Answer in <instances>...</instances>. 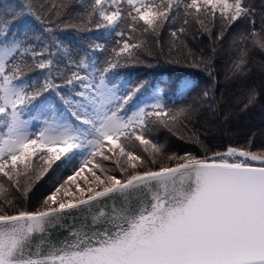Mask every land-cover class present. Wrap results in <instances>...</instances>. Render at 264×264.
Returning a JSON list of instances; mask_svg holds the SVG:
<instances>
[{
  "label": "snow or ice",
  "instance_id": "obj_1",
  "mask_svg": "<svg viewBox=\"0 0 264 264\" xmlns=\"http://www.w3.org/2000/svg\"><path fill=\"white\" fill-rule=\"evenodd\" d=\"M73 3L79 8L75 23L62 19L63 0H50L47 7L15 0L0 12V264H264V149L229 147L210 160L168 154L166 145L150 138L152 128L188 119L198 101L169 107L156 87L151 102L131 107L147 82L110 75L141 62L146 46L134 33L159 36L165 24L180 20L173 38L189 24L211 37L219 22L217 41L247 22L250 30L233 41L238 49L232 70L243 74L247 45L264 52V4L257 29L253 0ZM62 28L102 29L116 39L111 49L90 40L81 55L56 35ZM197 87L180 81L176 95L183 98ZM213 88H205L200 100L209 99ZM258 95L250 88L244 107ZM137 143L143 154L132 150ZM62 158L72 174L34 210L13 211L4 178L27 199L31 186L21 187L18 178L39 161V179ZM164 159L168 166L160 163ZM109 160L119 178L104 167ZM89 166L101 175L91 171L93 186L81 188L77 178ZM72 185L86 195L75 197ZM78 218L79 227L63 224ZM57 226L68 235L54 241Z\"/></svg>",
  "mask_w": 264,
  "mask_h": 264
},
{
  "label": "trees",
  "instance_id": "obj_2",
  "mask_svg": "<svg viewBox=\"0 0 264 264\" xmlns=\"http://www.w3.org/2000/svg\"><path fill=\"white\" fill-rule=\"evenodd\" d=\"M63 2L67 4V8L64 10L62 19L75 23V17L79 11L78 5L73 3V0H63ZM253 2L258 13L255 17V27L260 29L259 12L264 0H253ZM10 3H15V0H0V12ZM37 3H44L47 7L50 0H37ZM181 25L182 20L174 24H165L159 36L151 33H134L146 46L139 53L141 62L118 67L110 75L113 78L118 76L136 82L146 81L147 88L142 92L147 93L151 92L157 83H163L168 91L176 90L179 82L183 80L198 84V87L189 95L195 96V91L199 90L196 109L202 106L199 109L200 112L195 111V116L190 118V124L184 123L181 126L182 130L178 129L176 133L170 131V135L167 136V139L180 152L184 151L198 159H210L213 153L224 152L222 150L227 146L253 152L260 151L256 149H264V70H262L264 69V52L253 48L249 43L247 45L249 49L248 68L245 73L238 74L232 70L238 49V45L233 42L234 37L246 28L250 30V25L247 22H238L227 31L225 38L221 41L216 40L219 22H217V27L212 29L211 37L207 32L200 30L198 25L189 24L186 33L173 38L171 32ZM56 35L69 44L74 52L81 55L87 50L90 40L107 42V47L111 49L113 40L116 39L107 35L102 29L78 32L73 28H62L57 30ZM201 58L208 63H201ZM209 70L212 76L208 75ZM33 75L36 74L29 73L30 77ZM212 85L214 88L210 98L200 100L202 91ZM250 88H256L259 95L254 103L245 108ZM189 99L188 95L179 98L177 95L165 94L169 107H184ZM173 100L176 101L175 104L172 103ZM211 118H214L213 121ZM160 163L168 166L169 162ZM5 196L15 200L13 211L17 207L34 210L39 206L31 200L25 203L26 199L20 192L17 196L10 197L7 194Z\"/></svg>",
  "mask_w": 264,
  "mask_h": 264
},
{
  "label": "rangeland",
  "instance_id": "obj_3",
  "mask_svg": "<svg viewBox=\"0 0 264 264\" xmlns=\"http://www.w3.org/2000/svg\"><path fill=\"white\" fill-rule=\"evenodd\" d=\"M156 87H159L164 91V97H165V94L170 96V95H176V93H177V89L174 91H168V89L165 87V85L163 83H157L156 85L153 86L151 92H148V93L143 92V94L139 95L138 98H134L133 101L130 102V106L135 107L137 104H140L144 101L151 102L150 97L153 95V89ZM199 94L200 93H199L198 89L194 93L195 96H190L188 94V97H190V99H189L188 103L187 102H185V103L188 105V104H191L193 101H196V98L198 97ZM201 107L202 106L197 107L196 112H198L199 109H201ZM195 114L196 113L191 115L188 119H181L179 122L171 123V124H169V126L167 128L163 127V126L153 127L150 138L153 139L154 141H158L159 143L166 145V149H167L168 154H173V153L176 155L187 154V153H184V151L180 152V150L176 149L175 145L167 139V136L170 135V133H169L170 131L176 133L179 130H182L181 126L184 123L190 124V121H191L190 118H192V116H195ZM25 118H27V117H25ZM212 119H214V118H211V120ZM37 126H39V125L37 124ZM228 148L229 147L227 146L222 151L225 152ZM261 149L262 148L256 149V150H261ZM132 150L134 151L135 154H143L142 148L139 146L138 143L132 147ZM256 152H258V151H256ZM163 161H167V160L164 159L160 162H163ZM39 163H40L39 161L35 162L32 169L27 174H22L18 178L19 184L21 187H27L29 185L31 186V190L28 193V196H27V199L25 200V203H28L29 200H31L32 202H36L37 205H39L40 202L44 199V197L47 194H49L54 189V187L57 186V184L59 182H61L68 175L72 174L71 168L70 167L66 168L64 166L63 158H62V160L58 161L55 165H53V167L46 174H44L42 177L37 179V175H38L37 165ZM121 164H123V161H121ZM104 167L111 169L112 173L116 174L117 177L119 178V171L116 169V166H115V163L113 160L104 161ZM91 171H96L97 175H101L100 170L91 169V166H89L88 168L85 169L84 173H82L81 176L77 178V183L80 185L81 188L86 189L89 186H93L94 181L91 177ZM85 177L88 178L87 182L85 181ZM4 180H5V186H6V188H8V191L5 194L10 195V197L19 195V192H17L14 187H11V182H8L6 180V178H4ZM70 192H74L75 197H78V196L84 194V193L78 192L74 185L70 186ZM61 195H62V193H61ZM75 197L69 196L67 199L73 200V199H75Z\"/></svg>",
  "mask_w": 264,
  "mask_h": 264
},
{
  "label": "water",
  "instance_id": "obj_4",
  "mask_svg": "<svg viewBox=\"0 0 264 264\" xmlns=\"http://www.w3.org/2000/svg\"><path fill=\"white\" fill-rule=\"evenodd\" d=\"M251 163L253 165H255V166H259V162H257V161H252ZM81 222L82 221L79 218L78 219H75V220H73V219H66V220L63 221V224L66 225V226L75 225V226L79 227L80 224H81ZM88 222L91 223L90 219H89ZM51 232H52V239L54 241L55 240L63 239L65 236L68 235L67 228H60L59 226H57L56 228L52 229Z\"/></svg>",
  "mask_w": 264,
  "mask_h": 264
}]
</instances>
